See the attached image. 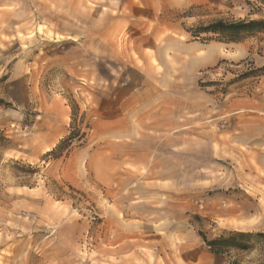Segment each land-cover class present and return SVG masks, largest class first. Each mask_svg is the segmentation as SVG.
<instances>
[{
  "label": "rangeland",
  "instance_id": "obj_1",
  "mask_svg": "<svg viewBox=\"0 0 264 264\" xmlns=\"http://www.w3.org/2000/svg\"><path fill=\"white\" fill-rule=\"evenodd\" d=\"M251 19L264 0H0V264L263 261L201 235L264 231V32L192 33ZM171 23L226 45L149 50L165 94L126 112L131 50Z\"/></svg>",
  "mask_w": 264,
  "mask_h": 264
},
{
  "label": "crops",
  "instance_id": "obj_2",
  "mask_svg": "<svg viewBox=\"0 0 264 264\" xmlns=\"http://www.w3.org/2000/svg\"><path fill=\"white\" fill-rule=\"evenodd\" d=\"M134 2L135 0H130ZM139 1H146L148 0H139ZM157 2H165L168 0H156ZM200 4H209L212 5L213 2H217V0H193V4L196 5ZM228 2V0H227ZM159 7L162 8L161 5ZM236 7V6H235ZM234 7V8H235ZM134 8L141 12L142 10L134 5ZM153 33L156 35V39L152 41L153 44L149 46H144V43L137 44V49H132L131 51L134 53V57L138 59L139 62H135V70L136 68L139 70L141 74L134 76H125L117 79L116 82H119L117 85L116 91V98L119 100V105L124 104V107H131L125 110L129 112L132 108L139 106L140 104H145L152 99H158L159 95L165 94L164 86L161 85V79L158 78L159 75L165 70L163 65L159 64L160 66L155 70L154 66L150 65L149 55H147L149 50L155 51V56L157 61L161 55L164 54V51L167 54L172 56V60L182 58L183 61L188 63L195 62L198 58V53L203 54L202 62L204 65H207V60L210 65L212 64V55L213 49H216V54L218 56L217 51L222 50L223 42H201L199 37H191L189 31L183 28L181 25H177L176 23L171 24H164L160 27H152ZM150 30V31H151ZM205 35V34H204ZM200 36H203L202 34ZM148 45V43H146ZM161 44V45H160ZM159 51V49H162ZM185 59H184V58ZM155 59V60H156ZM218 60V58H217ZM216 60V61H217ZM166 68V66H165ZM170 72L175 75V73L179 72L178 65L175 67V64H172V69ZM154 74V75H153ZM160 79V80H159ZM147 89V90H146ZM173 100L179 101L180 97L177 95H172ZM165 106V105H164ZM174 106V105H173ZM242 109H245L244 107ZM125 112V113H126ZM159 112V111H158ZM164 112V110H161Z\"/></svg>",
  "mask_w": 264,
  "mask_h": 264
},
{
  "label": "trees",
  "instance_id": "obj_3",
  "mask_svg": "<svg viewBox=\"0 0 264 264\" xmlns=\"http://www.w3.org/2000/svg\"><path fill=\"white\" fill-rule=\"evenodd\" d=\"M264 32V19L260 20H239V21H223L218 20L211 22L205 26L196 28L192 33L194 36H199L202 33H212L221 36L226 39H237L238 36ZM3 102L0 101V104ZM75 137L74 133H71L64 141H62L54 152L59 149H63L64 143L71 142ZM53 152V151H52ZM205 244L209 247L213 254H231L233 251L236 252H251L257 250L264 258V231H230L221 234L215 238L208 239L205 235L201 234ZM231 264H240L237 260H233ZM248 264H264L263 261L250 262Z\"/></svg>",
  "mask_w": 264,
  "mask_h": 264
}]
</instances>
